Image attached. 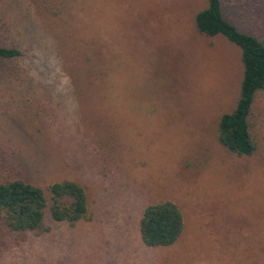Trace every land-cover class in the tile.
<instances>
[{"label":"rangeland","instance_id":"obj_1","mask_svg":"<svg viewBox=\"0 0 264 264\" xmlns=\"http://www.w3.org/2000/svg\"><path fill=\"white\" fill-rule=\"evenodd\" d=\"M205 4L0 0V45L20 51L0 60V182L72 180L90 215L46 212L39 234L0 222V264H264V89L248 115L256 150L228 153L217 121L237 98L240 55L195 30ZM222 12L264 39V0H222ZM165 200L183 237L147 247L138 219Z\"/></svg>","mask_w":264,"mask_h":264},{"label":"trees","instance_id":"obj_2","mask_svg":"<svg viewBox=\"0 0 264 264\" xmlns=\"http://www.w3.org/2000/svg\"><path fill=\"white\" fill-rule=\"evenodd\" d=\"M193 16L195 30L206 36L219 35L239 49L241 79L238 95L230 111L219 115L216 138L222 148L237 156H249L256 150L248 115L254 94L264 89V39L245 33L227 20L222 0H205ZM20 51L0 45V60H14ZM56 222L73 224L88 220L85 192L72 180L63 179L44 188L13 178L0 182V222L10 232L47 230L44 215ZM140 241L147 247L170 245L182 230L177 206L168 200L146 205L137 222Z\"/></svg>","mask_w":264,"mask_h":264},{"label":"crops","instance_id":"obj_3","mask_svg":"<svg viewBox=\"0 0 264 264\" xmlns=\"http://www.w3.org/2000/svg\"><path fill=\"white\" fill-rule=\"evenodd\" d=\"M181 217H182V230H181V233H180V235H179V237H178V239L180 238H182L183 236H181L182 234H183V232H184V226H185V223H184V221H183V216L181 215ZM175 243V242H174ZM257 256H261V255H257ZM251 257H253L252 255H250V254H247V255H244V258H251ZM263 262H261V263H259V264H262ZM247 264H249V262L247 263Z\"/></svg>","mask_w":264,"mask_h":264}]
</instances>
